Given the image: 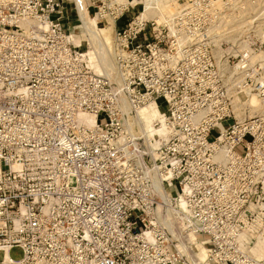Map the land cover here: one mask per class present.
<instances>
[{
  "label": "built area",
  "instance_id": "1",
  "mask_svg": "<svg viewBox=\"0 0 264 264\" xmlns=\"http://www.w3.org/2000/svg\"><path fill=\"white\" fill-rule=\"evenodd\" d=\"M145 1L81 0L113 27L110 77L68 31L78 0H0V264H264L258 0H177L161 22ZM159 100L145 141L129 118Z\"/></svg>",
  "mask_w": 264,
  "mask_h": 264
},
{
  "label": "bare ground",
  "instance_id": "2",
  "mask_svg": "<svg viewBox=\"0 0 264 264\" xmlns=\"http://www.w3.org/2000/svg\"><path fill=\"white\" fill-rule=\"evenodd\" d=\"M177 0H146L145 1V11L142 13V16L145 18H151L158 22H161L171 14L175 12V10L178 7V4L176 2ZM237 2V1H236ZM235 2V3H236ZM74 12H77L79 15V23L80 28L83 34L86 36V41L91 44L95 43L97 46V50L94 51L92 49L83 50L81 51L85 52V54L90 58V61L92 62L91 66L94 72L98 74H103L107 76H114L115 75V68H114V62H113V42L111 39V32L113 30V27L110 23L105 27L104 29H99L96 26L95 21H91L88 16L86 15L85 11L83 10V7L81 5V0H78L77 7L74 10ZM235 16H233V29L241 30L242 27H236L241 25L244 22V18L238 17V13H234ZM257 22V27H261L264 25L261 22L264 20V15H260ZM95 19V18H93ZM238 21H241L239 23ZM252 23V20L248 25ZM106 54L110 56V61L105 60ZM101 55V56H100ZM217 57H220V53L216 54ZM236 98V97H235ZM234 99V107L236 105ZM248 107H249V114L247 116H253L256 113L258 108L260 109V106L258 104V100L255 97V95L249 97L248 99ZM242 108V106L240 107ZM159 109V106L156 103H150L144 107H142L140 110L137 111L136 116L132 119L129 118L128 126L131 128V131L142 137L145 141L151 140L152 136L154 134H162V127H154V124L157 122L159 123L161 121V115L162 112L160 111V115H154L155 112ZM246 117V115H245ZM238 118L242 119L241 113L238 114ZM149 125V129H148ZM151 129V130H150ZM203 248L199 249L198 257L201 259H204L205 253L203 251ZM250 252L257 258H264V237L257 239L253 246L250 248ZM264 260V259H263Z\"/></svg>",
  "mask_w": 264,
  "mask_h": 264
},
{
  "label": "rangeland",
  "instance_id": "3",
  "mask_svg": "<svg viewBox=\"0 0 264 264\" xmlns=\"http://www.w3.org/2000/svg\"><path fill=\"white\" fill-rule=\"evenodd\" d=\"M177 4H178V2H177ZM67 6H68V7H66V14L68 15L67 16V20H70V21H68V27L67 28H68L69 33L73 35V40H74L75 46L78 47L79 49H83V50H87V49L90 48V49L96 51L97 50V46L95 45V43H92L91 44V41H90V43H88L85 40L86 39V36L83 34L82 31H79L80 34L73 31V28L78 24V20H77L78 18H77V16H75V12L72 9L73 6L71 4H67ZM249 10L253 13V15L256 18L259 17L260 15H264V0H258L255 5H249ZM237 16L238 17H242L245 20H244V22L241 25L236 26V27H245L251 21V18H250L249 21H247L248 18L247 17L245 18L242 13H239V15H237ZM88 18L91 21H95L96 22V26L99 29H104L105 27H107V25H109L108 23H106L104 21L102 22V21H99L97 19H93L92 18V15H90ZM238 22L241 23V21H238ZM261 23L263 24L264 23V20ZM111 39H112V42H113V33L112 32H111ZM105 60L110 61V56H108L106 54ZM235 99H236L235 100L236 105L234 107V114L237 117H238V114H240V113H241L242 117L243 116L245 117V115L247 116L249 114V107H248V101L249 100L242 99L241 97H236ZM157 105L158 106H161L162 105V101H160V100L157 101ZM241 106H242V108H240ZM160 111L162 112V109H160ZM160 111L158 109L157 112H155L154 115H160ZM256 113H259V114L262 113V109L260 111L259 108H258V110H257ZM226 124L227 123H223V125H226ZM148 129H149V125H148ZM216 133H217L216 130L213 131V133L211 134V136L209 137V139L212 140L214 138V136H215ZM168 192L174 193V190L172 189V190H169ZM250 246H252V245H250ZM9 256L12 259H14V260H18L22 256L21 250L18 249V248H15V249H13V250L10 251ZM261 259H264V258H261Z\"/></svg>",
  "mask_w": 264,
  "mask_h": 264
},
{
  "label": "crops",
  "instance_id": "4",
  "mask_svg": "<svg viewBox=\"0 0 264 264\" xmlns=\"http://www.w3.org/2000/svg\"><path fill=\"white\" fill-rule=\"evenodd\" d=\"M68 16V15H67ZM73 21V20H72ZM80 23H79V21H78V24L73 28V31L74 32H76V33H79L80 34V32L79 31H81V28H80ZM77 37V36H76ZM77 41V40H76Z\"/></svg>",
  "mask_w": 264,
  "mask_h": 264
}]
</instances>
